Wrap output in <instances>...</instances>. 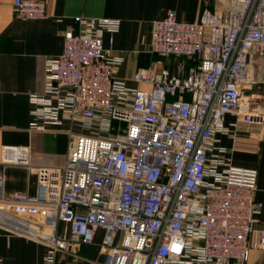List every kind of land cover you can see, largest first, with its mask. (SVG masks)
I'll list each match as a JSON object with an SVG mask.
<instances>
[{
    "label": "built area",
    "instance_id": "2783aa9c",
    "mask_svg": "<svg viewBox=\"0 0 264 264\" xmlns=\"http://www.w3.org/2000/svg\"><path fill=\"white\" fill-rule=\"evenodd\" d=\"M213 3L194 22L169 11L151 23L148 52L167 65L137 68L143 89L114 77L121 58L103 48L117 20L77 18V32L64 33L44 92L29 97L31 129L68 122L86 133L69 131L61 166H31L28 148L2 151L37 185L6 197L0 178V230L42 245L43 264L75 257L98 230L102 264H247L264 251L257 171L233 165L216 139L227 114L264 126V0ZM46 7L13 1L23 20Z\"/></svg>",
    "mask_w": 264,
    "mask_h": 264
},
{
    "label": "crops",
    "instance_id": "0c3cea01",
    "mask_svg": "<svg viewBox=\"0 0 264 264\" xmlns=\"http://www.w3.org/2000/svg\"><path fill=\"white\" fill-rule=\"evenodd\" d=\"M13 1L0 0V178L6 197L34 195L37 178L27 167L3 164V148H28L33 167L61 166L69 131L86 133L68 122L43 131L31 129L29 97L44 92L47 60L62 53L63 35L77 32V18L118 21L112 34L103 32V48L121 58L114 77L130 88L143 89L145 85L133 80L137 68L150 66L157 71V61L167 65V60L148 52L151 23L169 11L180 20L194 22L204 7L212 9L214 4V0H47L45 18L23 20L14 14ZM223 129L225 133H217L216 139L231 152L233 165L257 171L254 201L261 210L254 226L264 229V126L246 127L235 115L227 114ZM102 236L103 231L98 230L94 244L77 246L75 257L58 254L55 264H102L104 255L98 247ZM44 254L42 245L0 230L1 264H43ZM262 254L252 252L247 264H261Z\"/></svg>",
    "mask_w": 264,
    "mask_h": 264
},
{
    "label": "rangeland",
    "instance_id": "374dc122",
    "mask_svg": "<svg viewBox=\"0 0 264 264\" xmlns=\"http://www.w3.org/2000/svg\"><path fill=\"white\" fill-rule=\"evenodd\" d=\"M259 263L264 264V251H263L261 260L259 259Z\"/></svg>",
    "mask_w": 264,
    "mask_h": 264
}]
</instances>
